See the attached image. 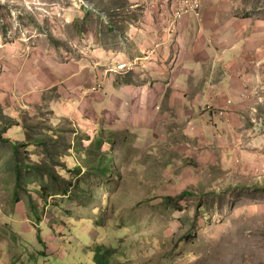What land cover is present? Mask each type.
Segmentation results:
<instances>
[{
    "label": "rangeland",
    "instance_id": "1",
    "mask_svg": "<svg viewBox=\"0 0 264 264\" xmlns=\"http://www.w3.org/2000/svg\"><path fill=\"white\" fill-rule=\"evenodd\" d=\"M163 1L170 4H159ZM224 2L225 16L230 8L233 19L237 13L254 16L249 22L264 26V0ZM123 4L0 0V115L4 125L13 120L0 136V264L18 256L41 262L59 257L73 263L75 256L90 260L83 253L86 246L114 240L129 252L125 264H264V101L241 120L248 130L240 133L236 146H213L199 137L162 140L157 133L142 140L137 131L118 135L117 126L89 133L79 122L72 125L59 108L57 88L43 90V84L56 82L55 75L72 74L71 61L88 57L91 45L83 30L102 31L111 22L114 13L106 16L104 6L122 15ZM76 6L84 16L79 21L73 19ZM74 31L84 34L74 37ZM111 32L109 27L106 33ZM91 69L82 70L93 76ZM100 71L94 69V75ZM111 72L116 74L114 89L133 79ZM209 104L205 110H211ZM80 108L89 109L85 103ZM216 113L225 117L229 110ZM29 132L32 138L43 134V141L56 142L52 163L44 148L29 143ZM16 144L21 165L49 163L55 171L51 179L45 169L43 176L22 169L27 183L15 200ZM100 153L102 166L108 164L105 175H96L92 167ZM79 167L84 172L77 175ZM41 186L48 203L37 193ZM185 190L191 195L181 197Z\"/></svg>",
    "mask_w": 264,
    "mask_h": 264
},
{
    "label": "crops",
    "instance_id": "2",
    "mask_svg": "<svg viewBox=\"0 0 264 264\" xmlns=\"http://www.w3.org/2000/svg\"><path fill=\"white\" fill-rule=\"evenodd\" d=\"M135 1L125 0L122 15L105 5L106 16L114 13L111 22L102 31L83 30L91 45L88 57L71 61L72 74L55 75L56 82L43 84V90L57 88L59 108L72 125L79 122L89 133L117 126L118 135L137 131L142 140L157 133L162 140L199 137L213 146H236L240 133L248 130L241 120L264 101V26L250 23L254 16L237 13L233 19L230 8L225 16L224 0H202V21L186 16L172 29L168 2ZM76 7L73 19L79 21L84 16ZM74 32L79 38L83 33ZM123 61L137 65L118 75L133 79L114 89L116 74L111 71ZM84 67L92 68L93 76ZM94 69L102 71L94 75ZM82 103L88 105L87 113L80 110ZM221 109L229 110L228 115L219 116L216 111Z\"/></svg>",
    "mask_w": 264,
    "mask_h": 264
},
{
    "label": "trees",
    "instance_id": "3",
    "mask_svg": "<svg viewBox=\"0 0 264 264\" xmlns=\"http://www.w3.org/2000/svg\"><path fill=\"white\" fill-rule=\"evenodd\" d=\"M58 41H56L57 43ZM4 116L0 115V136H3L11 127L13 120H11L10 123L8 124H3V120H4ZM33 132V131H32ZM32 132L29 134V143H31L32 145H35L39 148H44L45 154L49 160V163H52L53 158H52V149L53 146H55L56 142H52V140H49L48 142H45V140L43 141V134L39 135V137L37 136V134L35 135L34 138H32ZM57 136V135H56ZM12 140V139H11ZM102 140H100L99 143H101ZM14 151H15V157L17 158V165L15 168V172H16V184H15V192L13 194L14 199L16 200V198L19 196L20 193V189H24V185L27 183V181L23 180V174H22V169L28 170L29 174L31 173H38L41 176H43V169H45V171L47 172V174L50 176L51 179L54 178L53 176V172L55 170H51L49 163L46 164L45 166H43V163H39V162H31L30 164H28L26 167H24L23 165L20 164V152H19V145L16 144L15 146H13ZM104 157H102L101 153L99 154L97 160H95L94 158V162H93V169H94V173L97 175L98 173H102V175H105L108 172V164H106L105 166L103 165L104 162ZM87 159V157L85 158ZM102 166V167H101ZM101 168L103 169V171L101 170ZM77 171V175H80L81 173H83L84 171L82 170V168H76ZM40 176V177H41ZM98 177V176H96ZM43 186H41V188H38L37 193L39 195H41L42 197V202L45 201L46 203H48V199L47 197L43 196ZM51 188V187H49ZM67 192H69V189H66ZM45 192L49 193V190H45ZM71 193V192H70ZM81 195V192L79 193ZM191 195V193L189 192V190H185L182 194L181 197H185V196H189ZM89 201V199L87 198V202ZM39 219H41L38 215L37 217V221H39ZM115 231V230H114ZM40 239L41 236L39 234ZM122 241L120 240H114L113 242H111V244H99V243H95L93 242V246L89 247L86 246V248H84L83 253L88 254V256H90V260H85L82 261V259H80L79 257L75 256V260L72 263L70 258L67 259H63L61 260L59 257L57 258H53L51 260L48 261H43L41 262L38 258H35L33 256H31L30 258H26V257H10L7 259V261H5L3 264H26L23 262L26 261H30L33 262V264H125L129 261V252L125 249H122ZM121 244V245H120ZM87 245V244H86ZM77 247V245L75 246V248ZM42 255L46 256L47 253L46 252H42Z\"/></svg>",
    "mask_w": 264,
    "mask_h": 264
},
{
    "label": "built area",
    "instance_id": "4",
    "mask_svg": "<svg viewBox=\"0 0 264 264\" xmlns=\"http://www.w3.org/2000/svg\"><path fill=\"white\" fill-rule=\"evenodd\" d=\"M171 7V21L172 29H176L180 20L186 16H194L198 21L203 19L202 0H169ZM137 64L135 62H118L116 69L118 71H132ZM256 108L253 109V112ZM222 113V112H221Z\"/></svg>",
    "mask_w": 264,
    "mask_h": 264
}]
</instances>
